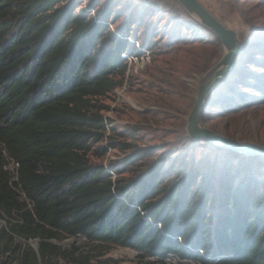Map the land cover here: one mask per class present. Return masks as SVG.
I'll return each instance as SVG.
<instances>
[{
    "label": "trees",
    "instance_id": "16d2710c",
    "mask_svg": "<svg viewBox=\"0 0 264 264\" xmlns=\"http://www.w3.org/2000/svg\"><path fill=\"white\" fill-rule=\"evenodd\" d=\"M83 2L0 0V264H91L61 237L158 262L264 264V172L253 159L237 176L160 162L129 178L118 175L141 149L121 168L90 162L108 124L98 102L122 86L124 57L148 45L131 41L130 14L110 27L112 0Z\"/></svg>",
    "mask_w": 264,
    "mask_h": 264
},
{
    "label": "rangeland",
    "instance_id": "374dc122",
    "mask_svg": "<svg viewBox=\"0 0 264 264\" xmlns=\"http://www.w3.org/2000/svg\"><path fill=\"white\" fill-rule=\"evenodd\" d=\"M106 1L99 0L98 7ZM199 1L235 29L242 41L234 68L211 89L200 124L232 140L264 146V0ZM112 4L113 14L120 13L110 27L121 25L130 14L138 21L128 33L131 41L141 50L146 43L148 49L124 57L127 75L122 86L99 100L108 124L90 162L121 168L127 155L141 149L142 159L118 176L129 178L160 162L163 168L176 170L231 168L237 176L252 159L264 172V156H243L187 135L186 116L201 77L224 53L219 38L174 0H112ZM9 169L14 171L13 163ZM57 243L67 250L77 248L76 255L88 257L91 264H185L172 256L161 262L141 259L132 249L89 243L82 237H61ZM57 264L68 263L60 259Z\"/></svg>",
    "mask_w": 264,
    "mask_h": 264
},
{
    "label": "water",
    "instance_id": "95a60500",
    "mask_svg": "<svg viewBox=\"0 0 264 264\" xmlns=\"http://www.w3.org/2000/svg\"><path fill=\"white\" fill-rule=\"evenodd\" d=\"M194 20L214 33L221 41L224 53L221 58L201 77L195 93L194 104L186 116L187 135L192 140H206L243 156H264V146H254L232 140L207 127L201 126L202 112L211 89L234 68V61L242 48V41L235 29L230 28L205 8L199 0H174ZM32 247L37 250L38 240Z\"/></svg>",
    "mask_w": 264,
    "mask_h": 264
},
{
    "label": "bare ground",
    "instance_id": "6f19581e",
    "mask_svg": "<svg viewBox=\"0 0 264 264\" xmlns=\"http://www.w3.org/2000/svg\"><path fill=\"white\" fill-rule=\"evenodd\" d=\"M132 102V101H131Z\"/></svg>",
    "mask_w": 264,
    "mask_h": 264
},
{
    "label": "built area",
    "instance_id": "2783aa9c",
    "mask_svg": "<svg viewBox=\"0 0 264 264\" xmlns=\"http://www.w3.org/2000/svg\"><path fill=\"white\" fill-rule=\"evenodd\" d=\"M126 57V56H125Z\"/></svg>",
    "mask_w": 264,
    "mask_h": 264
}]
</instances>
